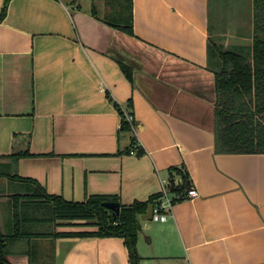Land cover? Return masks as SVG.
<instances>
[{
    "label": "crops",
    "instance_id": "0c3cea01",
    "mask_svg": "<svg viewBox=\"0 0 264 264\" xmlns=\"http://www.w3.org/2000/svg\"><path fill=\"white\" fill-rule=\"evenodd\" d=\"M132 1L134 34L106 22L124 0H9L0 162L28 151L14 171L69 200L117 194L130 205L164 185L196 188L166 221L138 216V264H264V153L216 149L208 41L240 44L227 31L241 25L226 21V0ZM115 103L136 130H121ZM6 264L132 263L122 237L66 236L15 240Z\"/></svg>",
    "mask_w": 264,
    "mask_h": 264
},
{
    "label": "trees",
    "instance_id": "16d2710c",
    "mask_svg": "<svg viewBox=\"0 0 264 264\" xmlns=\"http://www.w3.org/2000/svg\"><path fill=\"white\" fill-rule=\"evenodd\" d=\"M124 2V8L108 16L106 22L134 34L133 1ZM8 3L6 0L0 21L7 13ZM252 3L253 27L249 43L225 46L211 38L208 41L209 67L216 77L215 132L219 152L264 153V0H252ZM92 12L97 15L94 7ZM122 68L130 76V68L124 64ZM115 105L122 117L121 130L133 131L126 118V113L133 114L132 110ZM128 105L132 106L131 101ZM28 153L17 152L9 156L12 161L0 162V178L6 179L4 184L0 182V196L8 197L10 212L5 223L0 216V264H6L9 246L15 240L66 236L122 237L131 263L138 264V216L146 213L161 193L130 205L121 204L117 194H89L82 201L69 200L62 195L48 193L38 181L14 171L17 160ZM183 188L172 185V191L178 194H183ZM108 201L120 202L117 217L104 205ZM66 223L83 228H54Z\"/></svg>",
    "mask_w": 264,
    "mask_h": 264
},
{
    "label": "rangeland",
    "instance_id": "374dc122",
    "mask_svg": "<svg viewBox=\"0 0 264 264\" xmlns=\"http://www.w3.org/2000/svg\"><path fill=\"white\" fill-rule=\"evenodd\" d=\"M224 17L227 22H238V25L241 27L237 29H233L231 31H227V33H237L239 32L241 35H239L238 39L235 40V37L230 39L229 41L232 43L233 41L240 43H249L251 41V30L253 27L252 24V17H253V3L252 0H226V3L224 5ZM227 24V23H226ZM241 28V29H240ZM228 35V34H227ZM215 40L216 36L214 37ZM226 45V46H231ZM9 189V188H7ZM9 192V191H8ZM6 196V195H4ZM7 206L6 204H2V207H0V216L2 220L6 221L7 218ZM56 229H78L83 228L82 226H77L74 224H60L56 227ZM43 229V227H41Z\"/></svg>",
    "mask_w": 264,
    "mask_h": 264
},
{
    "label": "built area",
    "instance_id": "2783aa9c",
    "mask_svg": "<svg viewBox=\"0 0 264 264\" xmlns=\"http://www.w3.org/2000/svg\"><path fill=\"white\" fill-rule=\"evenodd\" d=\"M127 120L132 125V130H136L135 117L133 114L126 113ZM130 153H135V148L130 150ZM200 195L196 188H191L187 193L173 195L168 189L167 185H164L159 197L154 200L152 220L154 221H166L170 215H172V209L174 202L180 198H195Z\"/></svg>",
    "mask_w": 264,
    "mask_h": 264
},
{
    "label": "water",
    "instance_id": "95a60500",
    "mask_svg": "<svg viewBox=\"0 0 264 264\" xmlns=\"http://www.w3.org/2000/svg\"><path fill=\"white\" fill-rule=\"evenodd\" d=\"M104 205L113 211L115 217H117L120 214V209H121L120 202L108 201V202H105ZM152 215H153V206L150 205L148 211L142 215V218L151 219Z\"/></svg>",
    "mask_w": 264,
    "mask_h": 264
}]
</instances>
